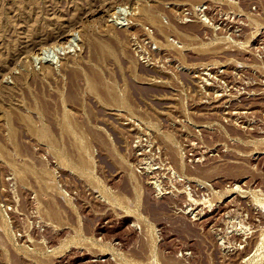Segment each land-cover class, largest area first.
Here are the masks:
<instances>
[{
	"label": "rangeland",
	"instance_id": "374dc122",
	"mask_svg": "<svg viewBox=\"0 0 264 264\" xmlns=\"http://www.w3.org/2000/svg\"><path fill=\"white\" fill-rule=\"evenodd\" d=\"M0 264H264V0H0Z\"/></svg>",
	"mask_w": 264,
	"mask_h": 264
}]
</instances>
